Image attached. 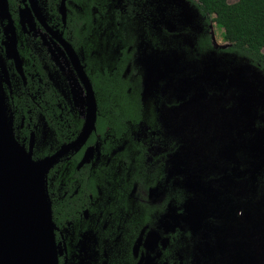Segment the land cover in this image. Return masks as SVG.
Here are the masks:
<instances>
[{"label":"flooded vegetation","instance_id":"obj_1","mask_svg":"<svg viewBox=\"0 0 264 264\" xmlns=\"http://www.w3.org/2000/svg\"><path fill=\"white\" fill-rule=\"evenodd\" d=\"M9 1L18 50L19 33L25 36L32 53L30 44L39 42L45 80L60 94L56 102H48L45 97L46 103L57 104L61 111L84 119V127L88 98L82 68L95 95L96 126L101 103L143 106L138 112H127L124 107L120 114L103 113L101 129L59 159L77 174L62 178L56 191L58 264H188L184 255L190 251L193 238V191L221 182L223 168L215 175L204 174L188 159L170 171L168 163L180 149L175 140L168 148L166 140L165 151L160 153L159 145L164 141L160 136L158 103L164 98L172 107H182L187 101L182 95L186 92L185 82L176 72L188 69L189 63L216 49L208 29L212 23L208 25V18L199 8L200 1L66 0L65 17L61 13L63 0ZM114 24L117 28L113 31ZM8 25L9 21L0 16V37L3 35L6 41ZM209 35L212 51H208ZM112 39L126 46L121 64L96 66L98 51L106 54V50H95L93 45L104 40L109 46ZM0 56L5 58L1 52ZM1 71L0 67V74ZM69 74L79 84L82 109L76 107ZM92 80L98 82L102 90L99 94ZM118 80L129 86L126 97L108 95L107 87ZM7 85L11 90V81ZM145 105H150L152 112H146ZM147 117L152 118L155 129L145 122ZM41 121L46 131L45 118ZM90 149L92 158L80 168ZM233 168L226 166L230 177ZM177 172L179 176L175 178Z\"/></svg>","mask_w":264,"mask_h":264},{"label":"rangeland","instance_id":"obj_2","mask_svg":"<svg viewBox=\"0 0 264 264\" xmlns=\"http://www.w3.org/2000/svg\"><path fill=\"white\" fill-rule=\"evenodd\" d=\"M208 29L215 51L176 72L183 76L187 101L172 107L163 94L158 103L160 153L166 140L168 148L175 140L180 149L168 169L188 159L204 174L223 168L221 182L193 191V238L184 259L188 264H264V73L223 53L229 48L223 31L215 23ZM67 78L82 109L79 84L72 74ZM227 165L234 166L232 177Z\"/></svg>","mask_w":264,"mask_h":264},{"label":"trees","instance_id":"obj_3","mask_svg":"<svg viewBox=\"0 0 264 264\" xmlns=\"http://www.w3.org/2000/svg\"><path fill=\"white\" fill-rule=\"evenodd\" d=\"M199 1V8L208 18V25L215 23L223 31V38L229 44V48L225 50V53L245 59L254 67L264 72V0H235L234 2H231V0ZM9 4H12L11 0ZM4 23L6 28L7 24L6 22ZM113 28V31L117 28L116 24L113 25ZM207 39L208 51H212L213 45L210 35ZM6 42L5 37L2 35L0 37V52L3 57L5 55L2 44ZM30 45L33 53L32 51H28L25 36L19 33V50L23 59L27 83L25 84L17 73L14 64L6 61V68L12 88L11 90L8 88L7 82L3 78V89L9 112V123L17 141L23 148L29 151L31 148V139L34 135L35 148L33 159L40 161L49 156H53L63 145H68L77 140L83 130L84 119H81L79 116H73L72 113L65 110L61 111L57 104L46 103L45 97L49 98L50 101L48 102H56V97H59L60 94L56 93L52 85H48L45 80L41 66L42 54L40 53L39 42H32ZM95 45L101 46L95 47ZM94 48L95 50H106V54L101 50L98 51L95 61L96 66L104 64L119 66L126 46L119 39H112L109 42V46L103 40L101 43L94 44ZM107 48L109 52H107ZM91 63L92 61L88 63L90 69H92ZM111 80L117 79L111 78ZM93 83L95 91L99 94L102 90L97 87L98 82L93 81ZM128 87L121 80H118L115 83H111L106 90L110 97L120 98L127 96L126 91ZM135 104L126 105L119 102H112L107 105L99 104L101 109L99 110L96 129H101L103 122L101 115L105 112L120 114L123 112L124 107H126L127 112H138L139 109L143 110L141 104H139V107ZM144 110L146 112H152L150 105H145ZM80 114L83 118V113L80 112ZM42 118H45L47 126L46 136L43 134L45 129L41 121ZM145 122L149 126H153L151 117H147ZM60 161L58 160L46 173V186L53 204L54 221H57V218H59L57 216L59 207L56 196L59 183L62 178H72L74 173L77 174L74 168L68 167L64 162L61 161V163Z\"/></svg>","mask_w":264,"mask_h":264},{"label":"water","instance_id":"obj_4","mask_svg":"<svg viewBox=\"0 0 264 264\" xmlns=\"http://www.w3.org/2000/svg\"><path fill=\"white\" fill-rule=\"evenodd\" d=\"M65 1L61 13L65 17ZM0 16L9 21L5 35V58L0 56V264H58L52 202L47 191L46 173L57 160L85 144L96 129L97 104L92 86L83 69L88 115L78 139L64 146L53 156L40 161L33 159L35 136L27 151L17 141L9 123L3 78L10 85L5 61H13L17 73L27 83L23 60L18 50L15 26L11 20L8 0H0ZM23 29L24 15H21ZM87 151L80 168L93 156Z\"/></svg>","mask_w":264,"mask_h":264}]
</instances>
